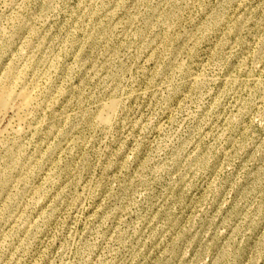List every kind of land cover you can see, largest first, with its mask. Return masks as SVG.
<instances>
[{
  "label": "rangeland",
  "instance_id": "374dc122",
  "mask_svg": "<svg viewBox=\"0 0 264 264\" xmlns=\"http://www.w3.org/2000/svg\"><path fill=\"white\" fill-rule=\"evenodd\" d=\"M11 69L0 264H264V0H0Z\"/></svg>",
  "mask_w": 264,
  "mask_h": 264
},
{
  "label": "bare ground",
  "instance_id": "6f19581e",
  "mask_svg": "<svg viewBox=\"0 0 264 264\" xmlns=\"http://www.w3.org/2000/svg\"><path fill=\"white\" fill-rule=\"evenodd\" d=\"M23 2V1H22ZM17 5V4H16ZM22 5V4H21ZM21 7V6H20ZM219 18V17H218ZM221 20V19H220ZM214 21V20H213ZM217 22V20L215 21ZM224 22V21H222ZM219 23V22H218ZM220 24V23H219ZM217 24V25H219ZM222 24V23H221ZM212 26V25H210ZM216 26V23L215 25ZM218 27V26H217ZM215 27H213L214 29ZM212 31V30H211ZM218 34V33H217ZM14 69V68H13ZM11 69V71L13 70ZM28 78V77H27ZM21 80V77L19 74H15L13 71L11 72V76L8 77L7 79H3L0 82V125L2 128V122L5 120L4 116L9 115L8 112L12 111L14 112L13 114L18 117V115L23 113L24 111H27L32 105H34L35 102V96L34 92L29 89L28 87L23 86V87H16L15 84ZM24 80V79H23ZM196 80V79H195ZM198 80V79H197ZM201 80V79H200ZM206 80V79H205ZM203 81V80H202ZM28 82V81H27ZM200 82V81H199ZM25 83V82H24ZM204 83V82H203ZM207 83V82H206ZM27 84V83H26ZM191 84V83H190ZM18 85V84H17ZM208 85V84H207ZM210 85V84H209ZM208 85V86H209ZM206 86V84H205ZM203 87V86H201ZM41 91V90H39ZM40 98V97H39ZM38 99V98H37ZM39 100V99H38ZM37 102V101H36ZM18 103V106L15 107V104ZM119 103L118 102H112L111 104L106 106V109L104 111L103 117H102V122L103 124H110L111 122V117L115 115V112L118 108ZM39 107V106H38ZM32 108V107H31ZM8 115H7V114ZM26 113V112H25ZM6 114V115H5ZM14 120V119H13ZM13 120H11L13 122ZM11 124V123H10ZM8 127V126H7ZM6 127V128H7ZM2 130V129H1ZM8 130V128H7ZM4 132V131H3ZM6 133V132H5ZM4 134V133H3ZM1 134V135H3ZM2 136H0L1 138ZM2 142V140H0ZM0 142V143H1ZM2 145V143H1ZM3 147V145H2ZM9 164H17L13 157L10 156L8 159ZM19 168V167H18Z\"/></svg>",
  "mask_w": 264,
  "mask_h": 264
}]
</instances>
